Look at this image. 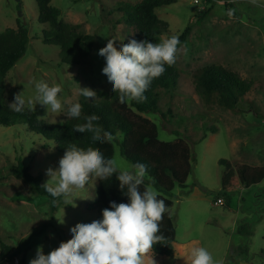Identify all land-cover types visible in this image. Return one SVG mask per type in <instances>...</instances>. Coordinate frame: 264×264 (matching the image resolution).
Instances as JSON below:
<instances>
[{"label": "rangeland", "instance_id": "1", "mask_svg": "<svg viewBox=\"0 0 264 264\" xmlns=\"http://www.w3.org/2000/svg\"><path fill=\"white\" fill-rule=\"evenodd\" d=\"M139 1L51 0L65 23L96 37L88 57L78 65H64L59 48L40 40L47 25L37 21L35 1L0 0V32L16 28L19 22L27 26L29 36L25 55L4 78L7 105L11 107L19 93L26 99L34 96L35 81L60 84V112L39 103L31 109L39 119L58 124L68 117V107L84 98L80 87L95 94L87 100L109 93L111 85L100 74L104 65L96 52L109 40L118 49L133 39L134 29L121 21L123 12L118 8ZM156 14L168 24L160 42L178 36L187 25L191 31L176 53L173 65L179 78L174 89L159 91L160 112L143 117L155 123L160 141H184L193 160L185 188L176 186L172 191L173 205L168 211L176 232L173 253L156 264H187L188 251L194 246L207 248L218 264H264V181L233 192L227 206L214 201L220 189L219 159L264 167V0H175ZM211 64L253 83L236 110L220 107L214 99L207 102L195 93V74ZM213 126L217 133H206L201 139ZM44 144L48 147L42 148ZM62 155L52 142L27 133L22 125H0V256L3 246L13 249L0 264H15L16 259L29 264L38 245L47 255L68 242L69 229L102 218L94 204L97 180L74 190L68 204L59 199L52 211L49 198L12 175V168L21 162L32 175H40L44 185L49 179L46 170L58 168ZM112 159L121 168L131 165L116 145Z\"/></svg>", "mask_w": 264, "mask_h": 264}, {"label": "trees", "instance_id": "2", "mask_svg": "<svg viewBox=\"0 0 264 264\" xmlns=\"http://www.w3.org/2000/svg\"><path fill=\"white\" fill-rule=\"evenodd\" d=\"M37 6V21L47 25L40 33L43 44L54 45L59 48L60 63L64 65H78L81 60L88 57L96 42L94 34H84L78 30L77 25L65 23L61 12L51 5V0H34ZM175 3V0H141L136 4L123 3L118 10L123 12L121 21L134 29L133 39L138 41L147 39L159 43L160 37L168 29V24L159 19L156 10ZM191 31L190 25L178 35L183 45ZM29 42L28 28L25 24L17 22L16 28H7L0 32V125H22L27 133H34L45 141L54 145L57 153L63 154L68 145L81 150L91 148L100 150L107 158H113L114 146L119 149V155L128 163L137 162L147 165V175L141 190L152 186L158 192V198L166 204V212L160 222V232L164 239L153 245L152 255L157 262L163 257L173 253L176 243V232L173 226L169 209L173 205V189L177 186L185 188L186 180L192 170V158L189 146L182 140L163 142L157 138V126L143 115L159 113V91L174 89L179 74L174 65H165V71L158 78L153 79L144 93L146 99L142 102L135 100L120 103L118 92L98 93L97 100H79L81 117L96 116L100 127L111 134V139L103 143L92 144L89 134H77L73 128L82 124V119L68 116L58 124L48 123L39 119L35 112L25 107L21 112L9 107L5 100L6 90L4 78L7 73L25 55ZM253 83L243 79L238 73L220 65H208L195 74V93L205 101H214L225 109L236 110L238 103L252 89ZM206 133H217L216 128L210 127ZM44 144L42 148H47ZM222 169L220 189L214 201L223 199V205H228L230 195L240 188L257 186L264 181V167L246 164H232L226 159H219ZM12 175L28 185L36 194L46 196L52 203L53 198L42 187L40 175L34 176L28 167L18 162L12 168ZM110 201L127 203L128 198L119 188V182L114 174L111 179H97L95 202L97 212L109 207ZM59 202L51 204L52 211L56 210ZM249 235V232L247 233ZM12 248L3 246L0 259L12 252Z\"/></svg>", "mask_w": 264, "mask_h": 264}, {"label": "clouds", "instance_id": "3", "mask_svg": "<svg viewBox=\"0 0 264 264\" xmlns=\"http://www.w3.org/2000/svg\"><path fill=\"white\" fill-rule=\"evenodd\" d=\"M113 44L114 41L109 40L102 50L96 52L104 65L100 74L111 85V91L119 93V102L127 103L146 99L144 93L153 79L164 73L166 64L175 63L180 40L172 35L159 43L130 39L118 49ZM34 87V96L26 99L19 93L10 106L17 112L25 107L34 109L37 103L46 106L47 110L50 107L53 112L62 110L60 84L49 85L41 79L34 82ZM80 95L88 99L95 94L87 87H80ZM67 115L82 119L83 123L75 126L73 131L80 135L88 133L90 143L111 139L109 132L95 126L98 123L96 116L81 117L78 102L68 107ZM114 174L128 202L110 201L109 207L102 210L101 219L69 229L68 242L58 245L47 255L38 245L29 264H156L152 248L164 239L160 222L166 204L158 198L154 187L141 190L147 175L146 164L137 162L121 168L116 160L105 157L100 150H81L70 144L59 159L58 168L46 170L49 179L42 187L53 198V204L62 198L66 205L74 190L83 189L90 181L111 179ZM186 261L187 264H218L202 246L191 247Z\"/></svg>", "mask_w": 264, "mask_h": 264}, {"label": "built area", "instance_id": "4", "mask_svg": "<svg viewBox=\"0 0 264 264\" xmlns=\"http://www.w3.org/2000/svg\"><path fill=\"white\" fill-rule=\"evenodd\" d=\"M197 2H198V0H195V3H197ZM224 3H227V2L222 1V4H224ZM216 204L223 205V199L222 198H218L216 200ZM15 264H19V260L18 259L15 260Z\"/></svg>", "mask_w": 264, "mask_h": 264}, {"label": "crops", "instance_id": "5", "mask_svg": "<svg viewBox=\"0 0 264 264\" xmlns=\"http://www.w3.org/2000/svg\"><path fill=\"white\" fill-rule=\"evenodd\" d=\"M250 166H252V165H250ZM256 167H261V166H257V165H255Z\"/></svg>", "mask_w": 264, "mask_h": 264}]
</instances>
